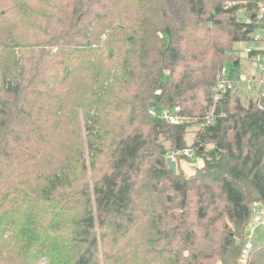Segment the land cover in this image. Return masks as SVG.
Masks as SVG:
<instances>
[{
  "label": "trees",
  "instance_id": "obj_1",
  "mask_svg": "<svg viewBox=\"0 0 264 264\" xmlns=\"http://www.w3.org/2000/svg\"><path fill=\"white\" fill-rule=\"evenodd\" d=\"M135 1L79 0L28 43L47 15L0 0V264H239L264 209V109L232 93L214 104L231 50L215 32L264 40V0ZM175 107L187 121L150 115ZM194 124L204 166L187 178L167 156L190 149ZM247 264H264V243Z\"/></svg>",
  "mask_w": 264,
  "mask_h": 264
},
{
  "label": "rangeland",
  "instance_id": "obj_2",
  "mask_svg": "<svg viewBox=\"0 0 264 264\" xmlns=\"http://www.w3.org/2000/svg\"><path fill=\"white\" fill-rule=\"evenodd\" d=\"M126 1V0H125ZM79 0H6L4 6H25V4H30L33 6L36 10H40L42 12H45L44 15H47L46 18H39V22L37 23V26H41L43 29L42 31L40 29L36 30V36L32 35H26L21 34L20 36H24L23 40L27 41L28 43L36 42L37 35L41 36V39H44L46 37V29L47 27H56L58 24L57 19L60 18L64 22H66L67 17V6H77V3ZM249 0H222V4L225 7V9L232 8L234 6H245ZM17 4V5H16ZM137 2L135 0H131L130 6H137ZM148 6H152L149 4ZM49 8H53V10H50ZM57 8V9H56ZM54 17V19L52 18ZM237 20L239 22H246L249 23V15L245 11V9L239 10L236 16ZM21 20V17L19 16V13L16 11L13 15L12 24L17 23L19 24ZM224 20V19H223ZM215 34L219 38L222 39V42H228L227 44L230 46L231 50H226L224 54V64L227 70V74L235 81H237L235 92L232 94V99H239L240 102L245 106L253 105L255 104L257 100V91L258 86L256 84V80L260 79L263 74L259 69V64L255 62V59L250 57L247 54L248 48H253L257 50L256 53L263 54L264 55V40L262 34H260L258 31L251 34L252 38H254L253 42L249 43H236L231 45L228 41L227 36L225 33L222 32V30H216ZM201 35H206L205 32L201 33ZM244 78L246 82H241L240 80ZM253 86V88H256L252 93L248 91V86ZM188 122H192L188 120ZM80 123L81 128L83 129V135H84V143L85 144V158L87 163V179L89 181L91 190L93 189V178L96 174H98V171L96 170L95 173L92 172L91 166H90V157L91 152L88 148V132L86 130L85 121L83 119V115L80 114ZM200 130V126L197 124L191 125V127L188 129V134L186 135V140L188 147L194 151V156L192 158H189L187 156L182 155L180 152L177 154L169 153L167 158L172 157L177 164V172L180 175H183L187 178H191L194 176L199 170H201L204 166V161L202 157H198L196 155L195 147H193L196 143L197 134ZM65 134V133H64ZM67 135V134H66ZM163 145L166 149H171V143L168 141H162ZM212 149L211 145L205 146V151L208 152ZM103 162L99 163L98 169H105ZM246 243L251 242L252 245L254 244H260L264 243V228L262 227H256L253 228L251 223L248 225L246 230ZM241 242V241H240ZM245 248V246H244ZM242 256V255H241ZM45 261H42L39 264H45ZM239 264L241 263V257L238 261ZM220 264V263H218Z\"/></svg>",
  "mask_w": 264,
  "mask_h": 264
},
{
  "label": "built area",
  "instance_id": "obj_3",
  "mask_svg": "<svg viewBox=\"0 0 264 264\" xmlns=\"http://www.w3.org/2000/svg\"><path fill=\"white\" fill-rule=\"evenodd\" d=\"M264 17V6H261L259 10V18L262 19ZM247 54H252L254 52H257V50L253 48H248L247 49ZM254 59L257 64H259V69L262 72L263 76L256 80V84L258 86V91H257V100L255 104L260 108L264 109V105L262 104V98L264 96V55L255 53L254 54ZM241 82H246L244 78L240 80ZM236 84L237 81L233 80L228 74L226 67H224L217 75L216 78V84L213 87V102L214 104H219L221 103L225 96L228 93H233L235 92L236 89ZM256 88H253V86L250 85L248 86V91L253 92ZM150 115L154 118H158L161 120H165L168 123L172 125H178L181 124L185 121H187L186 118H183L180 116V108L175 107L174 109H163L161 111H157L155 109H152L150 111ZM213 110L210 112L209 117L207 118V125L211 124L213 122ZM182 155L187 156L189 158H192L194 156V151L191 149H185L180 152ZM253 219L251 221V225L253 228L256 227H262L264 228V209L259 205V204H254V211H253ZM252 243L248 242L245 245V248L242 252L241 256V263L242 264H247L248 257H249V252L252 249Z\"/></svg>",
  "mask_w": 264,
  "mask_h": 264
},
{
  "label": "water",
  "instance_id": "obj_4",
  "mask_svg": "<svg viewBox=\"0 0 264 264\" xmlns=\"http://www.w3.org/2000/svg\"><path fill=\"white\" fill-rule=\"evenodd\" d=\"M251 108H252V105H251ZM167 165L172 173L177 172V164H176V161L172 157L167 158Z\"/></svg>",
  "mask_w": 264,
  "mask_h": 264
}]
</instances>
